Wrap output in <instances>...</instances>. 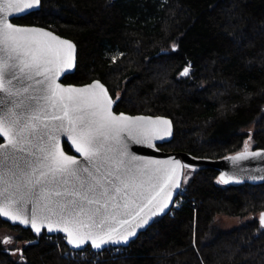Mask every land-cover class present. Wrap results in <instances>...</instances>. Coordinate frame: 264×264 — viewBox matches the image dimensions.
I'll list each match as a JSON object with an SVG mask.
<instances>
[{
    "label": "trees",
    "instance_id": "obj_1",
    "mask_svg": "<svg viewBox=\"0 0 264 264\" xmlns=\"http://www.w3.org/2000/svg\"><path fill=\"white\" fill-rule=\"evenodd\" d=\"M14 21L77 44L65 83L100 79L117 112L170 117L162 149L219 158L264 148V0H41ZM184 186L182 205L127 247L76 251L0 217V264H264V183L226 184L203 168L186 169ZM250 215L233 228L221 221Z\"/></svg>",
    "mask_w": 264,
    "mask_h": 264
},
{
    "label": "snow or ice",
    "instance_id": "obj_2",
    "mask_svg": "<svg viewBox=\"0 0 264 264\" xmlns=\"http://www.w3.org/2000/svg\"><path fill=\"white\" fill-rule=\"evenodd\" d=\"M40 5L0 0V216L37 234L47 221V231H64L75 249L127 244L156 209L163 213L173 203L172 192L181 187L173 165L130 150L132 143L171 137L172 121L113 112L115 101L100 80L82 88L58 83L75 66L76 45L9 19ZM191 67L189 62L181 75ZM161 123L163 137L157 136ZM62 138H70L76 155L64 151ZM236 156L261 157L264 149ZM149 206L151 215H142Z\"/></svg>",
    "mask_w": 264,
    "mask_h": 264
},
{
    "label": "water",
    "instance_id": "obj_3",
    "mask_svg": "<svg viewBox=\"0 0 264 264\" xmlns=\"http://www.w3.org/2000/svg\"><path fill=\"white\" fill-rule=\"evenodd\" d=\"M20 7H24L23 5H20ZM41 8V5L39 7H35L31 10H28L22 14H13L12 16L9 17V19L11 20L12 23L14 24H18L13 22L14 18H21L22 16H26L28 14H30L31 12L37 11ZM18 25H22V26H36V27H42L47 29L48 31L54 32L56 35L60 36L61 38L65 39V40H70L72 41L75 45H76V62H75V66L73 69H71L69 72H67L66 74H63L59 77L58 79V83H62L65 85H74L77 88H82L83 86L87 85V84H91L93 81L95 80H100V79H95L91 82L85 83V84H73V83H65L63 81V79L65 78V76L73 73L77 67V56H78V47L77 44L70 38H67L65 36H62L58 33H56L55 31H53L50 28L47 27H43V26H39V25H27V24H18ZM101 81V80H100ZM101 83H103L106 87L107 85L101 81ZM108 88V87H107ZM109 90V89H108ZM109 94L112 96L110 90H109ZM113 100L115 101V103L112 105V111L116 112L117 114L120 112L125 113L126 115L129 116H160V117H165L168 120L172 119L168 116L165 115H151V114H130L127 113L125 111H120L117 112L115 110V106H116V100L114 99V97L112 96ZM160 127V131L157 133V136L163 137L165 136L164 131L162 130L164 127H166L165 125H163L162 123L159 125ZM171 129L173 132V135L171 137H165L164 139H153L150 141H144L143 143H132L130 146V150L132 152H135L138 156H148V157H154L156 160H160V161H167L168 164L173 165L175 168L178 169V173H177V179L180 182V184L182 185L183 181H184V176H185V171L186 169H203V168H213L215 170H217L219 172V178L220 180L223 182L224 179L229 180V183L226 184H243V183H252V184H262L264 183V156L261 157H249L247 159H240L237 158L236 154L239 152H252V151H258L259 149H264V148H258V149H246V150H242L233 154H229L223 157H219V158H210V157H198V156H194L191 153H188L186 151H182V150H165L162 149L160 147L161 144H164L166 142H169L170 140H172L173 136H174V124L172 121V125H171ZM5 141L3 140L0 143H4ZM69 142H70V138H69ZM69 142H67L69 144ZM65 141L62 138L61 139V145L64 149V151L66 153H68L69 155H76L77 153L74 151V147H70L72 152H69L68 150H66L65 147ZM169 157H173L174 160H169ZM179 161L180 164L176 165L175 161ZM188 165H193V168H189ZM224 174L223 179H221V174ZM235 176L237 177L236 180H233L232 177ZM178 190V189H177ZM177 190H174L172 192V201L174 203V199H175V193ZM173 203H169L168 207L165 209V211L163 213H160L158 209H156L157 211V215L155 217H152V219L149 221V224L137 229V235L135 237H131L129 239V242L127 244H120V245H116V244H110L107 245L106 248L108 247H127L130 245V243L137 238L142 232H144L155 220V218L159 215H166L168 214L172 207H173ZM153 206H149V208H146L144 213H142V215H151V210H152ZM2 220L10 223L11 225H18L21 226L25 229H31L34 233H36L30 225H24L22 223H20V221H13L11 220L9 217H4V216H0ZM47 221H44L45 227L42 228L41 232L45 231L47 234L49 235H56V234H60L65 238V243L72 249V250H76V251H80L81 249H75L72 247V245H70L68 243V240L66 239V233L62 230H54V231H47ZM54 227H57L54 225ZM40 232V233H41ZM90 247V246H87ZM92 248V247H91ZM94 251H102L104 249H94L92 248Z\"/></svg>",
    "mask_w": 264,
    "mask_h": 264
},
{
    "label": "rangeland",
    "instance_id": "obj_4",
    "mask_svg": "<svg viewBox=\"0 0 264 264\" xmlns=\"http://www.w3.org/2000/svg\"><path fill=\"white\" fill-rule=\"evenodd\" d=\"M193 72V70L191 69L189 75H191ZM252 146H249V148H251ZM222 222L224 225H226L228 228H233L247 220H250L253 218V215L247 216V217H230V216H222ZM2 230V231H1ZM0 232L5 233V229H1ZM6 234V233H5Z\"/></svg>",
    "mask_w": 264,
    "mask_h": 264
},
{
    "label": "built area",
    "instance_id": "obj_5",
    "mask_svg": "<svg viewBox=\"0 0 264 264\" xmlns=\"http://www.w3.org/2000/svg\"><path fill=\"white\" fill-rule=\"evenodd\" d=\"M186 191H187V188L184 185H182L176 191L175 200H174V204H173V208L172 209H178L182 205V203L184 202Z\"/></svg>",
    "mask_w": 264,
    "mask_h": 264
},
{
    "label": "flooded vegetation",
    "instance_id": "obj_6",
    "mask_svg": "<svg viewBox=\"0 0 264 264\" xmlns=\"http://www.w3.org/2000/svg\"><path fill=\"white\" fill-rule=\"evenodd\" d=\"M14 19H19V17H17V18H14ZM14 19H13V22H15V21H14ZM15 23H17V22H15ZM18 24H19V23H18ZM2 141H3V140L1 139V141H0V142H2Z\"/></svg>",
    "mask_w": 264,
    "mask_h": 264
}]
</instances>
